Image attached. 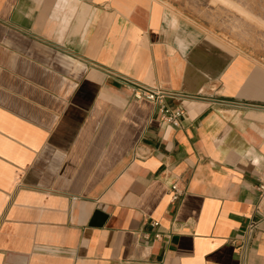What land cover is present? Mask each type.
Listing matches in <instances>:
<instances>
[{
    "label": "crops",
    "instance_id": "crops-1",
    "mask_svg": "<svg viewBox=\"0 0 264 264\" xmlns=\"http://www.w3.org/2000/svg\"><path fill=\"white\" fill-rule=\"evenodd\" d=\"M261 173L262 62L164 0H0V264H264Z\"/></svg>",
    "mask_w": 264,
    "mask_h": 264
},
{
    "label": "rangeland",
    "instance_id": "rangeland-1",
    "mask_svg": "<svg viewBox=\"0 0 264 264\" xmlns=\"http://www.w3.org/2000/svg\"><path fill=\"white\" fill-rule=\"evenodd\" d=\"M238 52L264 64V0H164Z\"/></svg>",
    "mask_w": 264,
    "mask_h": 264
},
{
    "label": "built area",
    "instance_id": "built-area-1",
    "mask_svg": "<svg viewBox=\"0 0 264 264\" xmlns=\"http://www.w3.org/2000/svg\"><path fill=\"white\" fill-rule=\"evenodd\" d=\"M132 92V97L135 100H147L155 106V111L158 118L164 123L171 126H178L179 119L183 113L180 106H170L167 104V99L174 98L177 94L169 92L158 85H147L138 81L129 80L127 81ZM258 182L255 186L256 192L260 202L264 201V173L258 176ZM183 190L176 184L173 183L170 186V195L172 201H176ZM156 224V223H154ZM247 231L252 233L256 229L255 222H249ZM159 235H156L158 237Z\"/></svg>",
    "mask_w": 264,
    "mask_h": 264
}]
</instances>
